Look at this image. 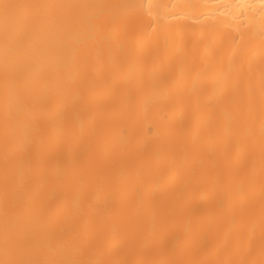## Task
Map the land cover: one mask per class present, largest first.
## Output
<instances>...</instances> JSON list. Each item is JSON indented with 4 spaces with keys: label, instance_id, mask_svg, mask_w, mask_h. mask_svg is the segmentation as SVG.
Segmentation results:
<instances>
[{
    "label": "bare ground",
    "instance_id": "1",
    "mask_svg": "<svg viewBox=\"0 0 264 264\" xmlns=\"http://www.w3.org/2000/svg\"><path fill=\"white\" fill-rule=\"evenodd\" d=\"M0 264H264V0H0Z\"/></svg>",
    "mask_w": 264,
    "mask_h": 264
}]
</instances>
